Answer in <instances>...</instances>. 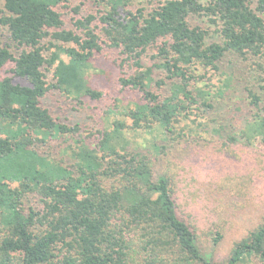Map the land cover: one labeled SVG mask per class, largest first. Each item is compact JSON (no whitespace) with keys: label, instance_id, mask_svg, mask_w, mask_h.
I'll use <instances>...</instances> for the list:
<instances>
[{"label":"trees","instance_id":"obj_1","mask_svg":"<svg viewBox=\"0 0 264 264\" xmlns=\"http://www.w3.org/2000/svg\"><path fill=\"white\" fill-rule=\"evenodd\" d=\"M92 4L4 0L0 69L13 64L29 84L0 76V264H264V221L216 261L176 173L156 169L177 164L168 143L195 112L223 153L264 147V0ZM105 50L137 101L125 113L131 126L115 120L97 139L42 100L51 89L100 100L89 75ZM128 127L168 143H137Z\"/></svg>","mask_w":264,"mask_h":264},{"label":"rangeland","instance_id":"obj_2","mask_svg":"<svg viewBox=\"0 0 264 264\" xmlns=\"http://www.w3.org/2000/svg\"><path fill=\"white\" fill-rule=\"evenodd\" d=\"M73 7L84 2V11L93 7L92 0H69ZM161 1V0H158ZM157 0H131L133 7L148 6ZM4 0H0V17L3 15ZM6 39V29L0 26V41ZM67 46V45H65ZM68 60L66 55H63ZM117 54L105 50L94 60V69L90 79L95 88L104 92L100 100L85 99L83 103L63 96L51 89L43 98L42 104L51 109L57 121L81 123L84 134L94 135L115 120H124L131 126L133 121L125 113L133 107L137 98L133 92L123 89L119 81L121 69L118 67ZM149 61V60H147ZM146 61V62H147ZM13 64L0 69V76H13L15 83L29 84L25 79L15 76ZM50 78L49 81H52ZM195 113L179 124L183 132L175 144L161 139L160 133L153 134L144 128L135 130L128 127L127 135L141 144H152L159 138L160 144L168 143V152L178 162L158 164L157 171L169 167L176 173V188L181 202L188 203L191 211L197 215L201 249L214 260L222 262L230 254L236 241L246 236L260 222L264 221V178L261 177L264 147L257 143L249 147L232 148L223 153L221 147H212L211 135L206 127L208 117ZM199 114V113H198ZM241 116V113H238ZM244 118V116H242ZM106 121V124H105ZM59 150L49 148L55 157H60ZM164 163V162H163ZM254 179H258L256 182ZM227 220L225 223L222 220ZM222 238L215 239L218 232ZM255 264V263H252Z\"/></svg>","mask_w":264,"mask_h":264}]
</instances>
